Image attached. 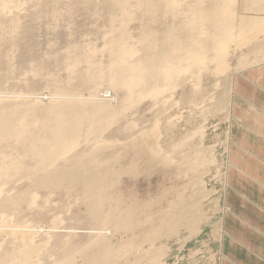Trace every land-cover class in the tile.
I'll list each match as a JSON object with an SVG mask.
<instances>
[{
  "label": "rangeland",
  "instance_id": "1",
  "mask_svg": "<svg viewBox=\"0 0 264 264\" xmlns=\"http://www.w3.org/2000/svg\"><path fill=\"white\" fill-rule=\"evenodd\" d=\"M75 1L16 0L14 6L18 3L15 7L20 4L21 7L17 9L13 6L9 15L15 12L11 16L15 15L13 18L19 21V35L25 34L22 36L24 38L20 37L24 46L29 39H39L42 32L43 35H46L47 30L49 35L53 33L50 29L54 26L52 29L55 31L58 20H64L58 23L63 26L72 23L71 26L77 24L78 28L83 29L85 25L83 30H79L85 33L87 29L91 34L93 31L102 33L108 29L114 30L118 23L123 22V30L130 40L135 39V45L136 40L138 42L140 54L137 53L136 58H140L139 62L154 56V47L148 44L150 41L146 38L149 37L146 32L149 29L148 20L144 22L139 14L125 17L123 0H84V4L82 0L80 8L85 7V10L81 12L80 9V17L78 14H67L71 11L70 7L76 4ZM154 1L148 0L146 3L144 0L145 6L141 7L140 12L144 15L149 8L151 11ZM172 1L164 0L165 5L161 2L164 7L158 13L162 17H173L170 14L171 7L173 10H177L176 6L179 11L184 10L185 0H175L179 6ZM85 2L93 3L98 8L92 5V9ZM186 2L187 7L195 3ZM43 3L47 7L44 11L49 10L44 25L43 21L39 24V21L34 20V15H38ZM108 3L114 6L113 10L107 9ZM180 3L184 4H181L182 8ZM196 3L201 4L200 0ZM215 3L211 5L215 13L209 26L215 25L216 29L213 35L207 37L208 42L214 40L217 43L198 44L203 48L206 46L205 49L211 47L206 52L215 53L212 55L214 58L196 64L195 68L191 67L192 73L190 70L184 73L178 71L175 75L177 77L180 73L178 78L173 77L165 82L163 79L158 81V77L154 79L155 83L162 81L163 85L155 84L151 77L153 82L148 88H156L155 92H152L153 89L149 92L148 89V94L130 101L123 87L103 80L99 82L101 87L98 84L100 90L93 93L80 88L75 93L77 89H74L75 92L72 91L76 98H73V92L70 95L67 93L73 99L64 95V101L58 99L61 95L57 96L48 88H42V91L34 94L42 105L67 103L69 99H72L69 103L76 105L77 101L81 107L95 102L99 106L109 107L115 116L102 131L99 130L101 134L99 131L95 134L89 124H83L81 130L84 128V131L76 148L78 150L67 157L66 163L64 160L57 164L63 168L67 166V172L61 166L55 169L54 165V170L50 169L49 175L41 174V178L39 175V180L36 175L30 174L35 178L30 177L29 173L26 175V172L37 168L34 169L37 164L35 161L23 156L26 145L15 139H7L0 144V157L3 158L1 167H7L12 161L7 167L9 169L5 167L6 173L3 170L7 179L0 177V264H247L243 255L237 252L238 245L248 249L251 254H258L253 231L264 237V197L256 199L255 194L256 189L262 190L264 194V176L254 165L257 163L264 167V132L256 130L257 127L248 118V111L257 112L264 120V0H215ZM114 4H118L120 9ZM62 5L68 8L67 12L64 7L60 8ZM162 9L167 16L162 15ZM187 9L183 14L180 12L182 16ZM55 10L59 14L63 11V16L67 14L69 18L58 16L55 21L54 16L58 14ZM85 11H88L86 14L89 13V19L85 18ZM230 17L231 28L226 30L225 25ZM30 24L29 29L36 31L34 34L32 31L34 36L25 32ZM87 24L95 25L92 27ZM45 25H49V28ZM219 25L221 28H218ZM199 29L200 26L196 30ZM199 32L203 33L202 30ZM84 33L82 35H86V38L90 36ZM211 36L216 37L214 39ZM0 38H3L2 35ZM83 38L80 41L84 45ZM100 43L98 46L104 45L103 41ZM139 44H142L141 48ZM24 46L23 51L27 52V46ZM217 46H220L219 49ZM118 47L115 46L116 51ZM200 47L197 51L201 55L205 49ZM182 49L176 47L174 52ZM176 52L175 56L181 51ZM220 52L225 56L224 59ZM66 53L60 56H66L64 59H67ZM106 55L103 54L108 58L109 54ZM4 59L9 61L0 58V66L8 64ZM177 59L180 61L179 56L176 63ZM69 62L63 63L68 65ZM178 63L180 65L182 62ZM70 69L68 73H72ZM160 87L162 89L158 90ZM35 96L32 100H36ZM21 97L15 101L21 103V99L31 100L27 95ZM18 101L16 104H19ZM14 103L10 102L12 105ZM247 133H253L257 141L251 140ZM24 158L25 163H29L27 166L23 162ZM17 160L21 166L17 165ZM15 163L25 174L20 173V167L15 168ZM23 165L26 168L23 169ZM71 165L73 171L68 169ZM10 166H14V169L11 170ZM59 171L65 175L62 176ZM241 200L245 201L247 208H242ZM260 222L263 226L261 230L256 227ZM26 235L35 237L30 242ZM245 258L249 259L248 256ZM261 259L264 261L263 257Z\"/></svg>",
  "mask_w": 264,
  "mask_h": 264
},
{
  "label": "bare ground",
  "instance_id": "2",
  "mask_svg": "<svg viewBox=\"0 0 264 264\" xmlns=\"http://www.w3.org/2000/svg\"><path fill=\"white\" fill-rule=\"evenodd\" d=\"M0 1L2 2V5L4 6V7H1L2 5L0 6V31H1V35L3 37L2 38L3 40L0 38V40H1V42H0V58H2V61H3V58H6L9 60L7 62L4 59V61L7 62L8 64L6 65V63H3V64H5V66H0V144L7 139L8 140L9 139H15L18 143L26 145L25 146L26 148L24 149L25 155H23L24 152L22 155L24 157L26 156L27 157V158L25 157L26 159L33 160V161H35V163H37L36 164L37 166L34 164L35 165V167H34V165H33L34 169L36 167L37 168L35 170H33L32 172L30 171L31 173L27 170L28 172H26V175L28 173H29L28 175H30V174L36 175V178L39 175L41 178V174L49 175L51 173L50 169H53L54 165H55L54 167L56 169L57 166L59 165L58 163H60V162L63 163L64 160L66 163L68 161L67 157L69 158L71 156L70 154L74 155V153H76V150H78L76 148H78L77 144L79 141V137L81 136L82 132L84 131V128H83V131L81 130V126H84L85 124H89L90 125L89 127L96 134L97 131L101 130L106 125V123L110 122L111 119L115 116V113L113 112V110L109 109V107H105V106L103 107V105L99 106L98 103H95V102L91 103L89 106H88V104H86L89 107L88 109H87V106H85V104L82 105L84 103L83 100H81V102H83L81 104L82 107L80 106L79 103H78L79 106L77 105V101H76V105H75V103H72V102L69 103V101H71L76 96L75 93H78V90L80 88H81V90H83L82 88H84V90L88 89L94 93L97 91V89H99L98 84L100 81L101 82L103 80L111 81L110 83H114V84H117V86H119V87H123L125 89V94L129 95L128 96L130 98L129 100L132 101L136 97L138 99V96H140V95L148 94V89H149L148 86L151 84V82L154 81L155 78L158 77V79H157L158 81H160L161 79H163L162 81H164V80H169L173 77H176L175 75H177L178 71L186 72L187 70H190V72H191V67L195 68L196 64L197 65L199 63L202 64L204 61L208 60V58L209 59L212 58L214 56L213 54H215V53L209 54V52H206V50L211 49V47L209 49H205L206 46H204L205 48L198 46V44L206 45L210 35H213L214 29H216L215 25H213L214 27L209 26L211 23V20H212V15L215 13V11H213V9L215 10V8H212V6H211V5H213V2H214V4H216L215 0H200L201 4L196 3L197 0H193V1L189 0L190 4L192 2H195L199 7H197V5L193 6L195 3L194 4L192 3L193 5H191V6L188 5V7H187V5H186L187 2L185 0L186 7H184L185 5L183 3H180V5L181 4L184 5L183 6L184 10H182V11H179L178 10L179 8H177L176 5H175L176 6L175 8L177 10H173V8L171 7L172 10L170 11V8H168L170 11V14L173 16V17H168V18L164 17V16L162 17L161 14H159V13H161L160 8L164 7V6H161V4L163 3L164 0L163 1H161V0L156 1L155 0L156 2L154 0H152V1H154L153 6H152L153 8L151 7L152 10L149 11L150 10V8H149V10H147L145 12L147 14V12L149 11L148 15H146V14L143 15L142 12H140V9H142L143 6H145L144 0H123L124 1V7H122L123 9L122 8L121 9L123 11L125 10V14H126V16L124 15L125 17L134 16V15L137 16L139 14L138 16L141 20H143V21L148 20L149 29L146 32H148L149 37H146V38L150 41L148 44H150V46L154 47V49H153L154 54L152 53L154 56L150 57V58L148 57L147 59L142 60V63H140L138 60L140 58H138V59L136 58L137 53H139V51L137 50L138 49L137 48L138 42L136 40V45H135V42H134L135 39H132V38H131V40H133V41L131 42L130 38L128 37V34H126L124 32L125 30H123L122 26H124V25H122L123 24L122 21H120V23L122 22L121 24L118 23L119 26H118V24L116 25L117 27L114 30L113 29L109 30L107 28L109 30V32H108V30H106L107 32L105 31L102 33L97 32V31L96 32L93 31L92 32L93 34H91L89 31H88L89 32L88 33L87 29L85 28L86 29L85 33L87 32L86 34L90 35L87 38H86V35L85 36L82 35V33H84V32L80 31V30L84 29L85 25H83V29L78 28L77 24L74 25V26H76L77 29L74 28V26H71V25H73L72 23H71V25H68V24H70L68 22L71 21L70 19L72 18V15H70L71 17H70V19H68L69 21L66 20V21H68L67 22L68 24H65V26L58 24L59 22L62 23L64 21L61 19L60 20L62 22L59 20L57 21L58 16H59V18L60 17L63 18L64 16L69 18V16H67V14L72 13L74 16H76L78 14V17H80L79 15H81V12L83 11V9L85 10V7L83 9L80 8L81 7L80 3L83 2V4H84V0L83 1L80 0L78 2H76L74 0L76 4H74V6L72 8L70 7V9H71V11H69L70 13L68 12L64 16H63V14H64L63 11H64V9H65V11H66V9H68L67 8L68 5L64 4L65 6H67L66 8L64 7V5H62V7H60L61 9L64 7V9L62 11L63 14H62V12L59 14L58 11H61L59 9H58V11L55 10L56 13H58L59 15L52 12V13L56 14L55 16L54 15L53 16L55 17L54 18L55 21H57L58 23H56L54 21V19L51 20L53 17H51V19L50 18L49 19L57 24V28H56L57 30L55 29V31H54V29H52L54 26L52 28L50 26V28H51L50 30L53 31V33L50 32V35L48 34L49 32L47 30L48 33L46 32V35L45 34L43 35V32H42V34L40 33V38L37 40H35L33 38L31 40L28 37V39L30 41L28 40L29 42H27V40H26L27 43L25 42L26 43L25 46H27L26 50H28L27 52H25V51H23L22 47L24 46V44L22 43V40H21V38H24L22 36H24L25 34L19 35L20 32L17 31V30H19L18 29L19 28V21H17L18 19L13 18V16L15 17V15L11 16L15 12L13 11L14 13L12 12V14L9 15V10L14 6V3L16 2V0H0ZM88 1L94 2V0H88ZM147 1L148 0H146V3H147ZM174 1H172V2L175 4L176 2H174ZM177 1H179V0H177ZM229 1L233 2V0H229ZM1 2H0V4H1ZM96 2H97V0H96ZM110 2L112 3V1H110ZM143 2H144V4H143ZM4 3L5 4L7 3L9 5L8 6L4 5ZM85 3L87 4L89 2H85ZM16 4H18V3H16ZM16 4H15V6H16ZM95 4H97V3H95ZM163 4L165 5V2ZM176 4H178V6H179V2ZM20 5H18V6H20ZM92 5H94V4L92 3ZM112 5H113V3H112ZM114 5H116V7H117L118 4H114ZM167 5H168V3H167ZM169 5H170V3H169ZM182 5L180 6L181 8H182ZM15 6H14V8L18 9V6L17 7H15ZM94 6L97 7V5H94ZM94 6H92V9ZM6 7H8V8H6ZM40 7H41L40 10L37 7L39 12H38V15H34V17H35L34 20L36 19V22L39 21V24H40V21H43V25H44V23H46V21L48 20V19L44 20V18H48V17H45L46 14H48L46 12H49V10L44 11V8H45L44 3H43V5L41 4ZM107 7H108L107 9H110V10H113L112 8H114V6H111V5L109 6V3H108ZM58 8H59V6H58ZM87 8H90V7H86V9ZM117 8H119V7H117ZM186 8H188V9L186 10V13L184 12V15L182 16L180 12H182V14H183V11H185ZM80 9H82L81 12H80ZM92 9L90 8V11ZM12 10H13V8H12ZM14 10H16V9H14ZM31 10H32V8H31ZM164 10H166V8ZM119 11H121V10H119ZM86 12H88V11H85V16H86L85 18L89 19V16L87 17V15L89 13L86 14ZM162 12L164 13L162 15H166V16L168 15V14H166L167 10H166V12H164L162 9ZM29 13H31V12H29ZM149 13H150V15H149ZM167 13H169V12H167ZM83 14H84V12H83ZM90 14H92V13L90 12ZM94 14H96V12ZM94 14H93V16H94ZM111 15H112V13L110 14V16ZM8 16H10L11 18H9ZM36 16H38L37 18L39 20H37ZM66 17H64V19H66ZM139 18H138V20H139ZM40 19H42V20H40ZM73 19H75V17ZM88 19H85V20H88ZM192 21H193V23H192ZM201 21H203V22L200 23ZM230 21H231V17L229 18V20H227V25H225L226 22L224 23V25L227 26V27H225L226 30L228 28L229 29L231 28ZM144 22L142 24H145ZM43 25H41V28ZM50 25H51V23H50ZM90 25H88V26H90ZM92 25H95V24H92ZM195 25H197V27ZM220 25H219V27L218 26H216V27L221 28ZM45 26L46 27L48 26L47 28H49V25H45ZM199 26H200L199 31L202 30L203 33H200L198 30H196L197 28H199ZM29 27H31V24L28 25V29L25 32L28 33L29 35H31L32 31H33V34H34V32H36V31H34L33 29L32 30L29 29ZM92 27H91V29L93 30L94 28H92ZM26 28H27V26H26ZM81 28H82V26H81ZM98 28H99V26H98ZM212 28H213V30H212ZM25 29H23V30H25ZM34 29H37V28L34 27ZM99 29H101V28H99ZM103 29H101V30H103ZM209 29H210V31H209ZM195 30L198 32H196ZM211 31H213V32H211ZM215 33H217V32H215ZM29 35H27V36H29ZM41 35H43V36H41ZM207 35L209 37H207ZM225 35H227V34L225 33ZM33 36H31V37H33ZM35 36H36V33H35ZM81 36L85 37L87 39L86 40L85 38H83L85 40V41H83V42H85L84 45L81 44V41H82ZM146 36H147V34H146ZM215 37H214V39H215ZM217 38L220 39V36H218ZM227 38L230 39V37H227ZM25 39H27V37H25ZM148 40H146V41L148 42ZM99 41L100 42L103 41L104 45L100 46L102 43H100ZM212 41H214V40H212ZM209 42H210V40H209ZM211 42H210V44H211ZM214 42H216V41H214ZM218 42H219V40H218ZM98 43H100L99 46H98ZM142 44H139L140 47L139 46L138 47L141 48ZM213 44L216 45L215 43H213ZM117 45L120 46V47H118V49H119L118 51L115 50V46H117ZM196 45L198 47H200V49L201 48L205 49V51L202 49L203 53L201 55L198 53L200 51H197L198 47L195 48ZM220 46H221V48L224 47L223 44H221ZM220 46H217L218 49ZM176 47H178L179 49L183 48L184 50L182 49V50H178V51H181L182 54L184 53V55H182L181 52L179 53L176 50L179 54L177 56H175L174 54L176 51L174 52V50ZM180 47H182V48H180ZM212 48H213V46H212ZM214 50H215V47H214ZM66 51H68L69 53L68 52L66 53ZM63 52H64V54H63ZM204 52H205V54H204ZM65 53L68 54L67 59H68V61H70L69 62V63H71L70 65H69V63H68V65H65L68 62V61L67 62L65 61L67 59H64V57H66V56H64V57L60 56V54L65 55ZM106 53L109 54L108 58L103 56V54L105 56H107ZM110 53H111V55H110ZM117 53H119V54H117ZM173 55L175 56L174 58L172 57ZM221 55H222V53H221ZM178 56H179L180 61L182 62L180 65L178 63V62H180L178 59H177L178 65H176L177 63L175 61L176 58H178ZM216 56H217V54H216ZM222 57H223V55H222ZM61 58L64 61H62ZM144 58H146V57H144ZM224 58H225V56L223 57V59ZM215 59H218V58H215ZM2 61L0 60L1 63H2ZM63 62H65V64ZM174 62H175V64H174ZM204 63H206V62H204ZM70 68H72V70H73L72 73L67 72V71L71 70ZM156 70L158 71V73H156ZM190 72H189V75H190ZM179 74H178V76H179ZM178 76L176 78H178ZM151 77L153 78V81L151 80ZM162 81L159 82V84H157V82L155 83V81H154V83L157 85H161V84L163 85L164 83ZM155 84H154V86H155ZM100 87H101V85H100ZM161 87L158 88V90L162 89ZM45 88L50 89L51 92L54 94H57V96L61 95L60 96L61 98H58V99H63L66 95H68L67 93H69V95H70V93L73 94L75 92L74 89H77V90L74 93L73 98H72V95L71 96L68 95L72 99H69V101L66 99L68 101L67 103L63 102L65 100V99H63V101H62L63 103H55V104L51 103L52 105H48L49 103H47V104L44 103V105H42L43 103H41L37 99V96H35L34 94L37 93L39 90L40 91L45 90ZM154 89H156V88H151L152 92L154 91ZM151 90L149 89V92ZM158 90H157V93H158ZM24 94L27 95V97L30 96L31 100L26 101L25 99H23V100H25V102H23V100L21 99V101L23 103L22 102L20 103V101L17 100L19 102V104H16L17 101H15V100L22 98L21 96L25 97ZM54 94H52V95H54ZM33 95L36 97V100H32L34 98ZM92 97H94V96H92ZM66 98H68V97H66ZM77 98H78V100H80V96ZM52 99H54V98H52ZM96 99H98V98H96ZM13 101H15L16 103H14ZM59 101H61V100H59ZM85 101L87 102V100H85ZM10 102L14 103L16 105H14V104L12 105V104H10ZM54 102H56V101H53V103ZM74 102H75V100H74ZM45 105H48V106H45ZM83 106H85L86 108ZM90 107H91V110H90ZM92 107H94V108L96 107V108L94 109ZM86 126H88V125H86ZM80 130H81V133H80ZM87 130H88V127H87ZM89 131H91V130H89ZM89 131H88V133H89L88 137H90V135H91ZM93 131H91V132H93ZM94 132H93V134H94ZM98 133L101 134L100 131ZM92 137L95 138L96 136L92 135ZM96 138L98 139V137H96ZM91 141H92V139H91ZM94 141H95V139H94ZM78 146H79V144H78ZM77 153H78V151H77ZM76 155H78V154H76ZM19 156L20 155L18 154V157ZM73 157H75V156H73ZM25 158H24L23 162L27 166L28 161H27V163H25L26 162ZM2 159L0 157V161H2ZM66 159H67V161H66ZM19 160L22 161L23 159H19ZM3 162H4V160H3ZM11 162L12 161L9 162V165L11 164ZM18 162H20V161L17 160V163ZM4 163H6V162H4ZM4 163H3V165H7ZM73 163H75V162H73ZM1 165H0V167H1ZM9 165L7 167H9ZM13 165H14V163H13ZM17 165H20V164L18 163ZM20 166H17V167H20ZM29 166H32V165H29ZM60 166H58V168ZM72 166L73 165H71V167L68 169H71ZM5 167L4 168L1 167L0 177L1 176L4 177V174L6 173V168H7V167L6 168ZM11 167L12 166H10V168ZM17 167H16V163H15V168H17ZM33 167L31 169H33ZM24 168H26V167H24V165H23V169ZM7 169H9V168H7ZM13 169H14V166L12 167L11 170H13ZM18 169L21 170V167ZM61 169L66 170L67 166H66V168H63V166H61ZM3 170L5 173L3 172ZM71 170H69V171H71ZM24 171H26V170H24ZM7 172H10V170ZM18 172H19V170H18ZM52 172H54V171H52ZM66 172H67V170H66ZM20 173H24V172L22 171ZM59 173H61V171H59ZM74 173H76V172H74ZM74 173H72V174H74ZM7 174H9V173H7ZM61 174H62V176L65 175L63 173H61ZM81 175H79V176L83 177V174H81ZM72 176L73 175H71V177ZM30 177H32V176L30 175ZM68 177H70V176H68ZM4 178L7 179V176ZM32 178H35V177H32ZM32 178H29V179L32 180ZM40 178L38 177V180ZM70 179H72V178H70ZM3 180H5V179H3ZM76 181H78V180H76ZM79 181H80V179H79ZM94 182L97 183L96 181H94ZM26 237H27V239H29V240L26 239L27 241H30L32 238L31 235H26ZM30 245H32V244H30Z\"/></svg>",
  "mask_w": 264,
  "mask_h": 264
},
{
  "label": "crops",
  "instance_id": "3",
  "mask_svg": "<svg viewBox=\"0 0 264 264\" xmlns=\"http://www.w3.org/2000/svg\"><path fill=\"white\" fill-rule=\"evenodd\" d=\"M247 88L249 90V86L247 85ZM250 115L246 114V116L248 115L249 119H251V123L253 125H255L257 128L256 130L257 131H260V132H264V120H263V117L259 116L257 112H252L251 110L248 111ZM247 136L249 137L250 136V139L253 140V141H257L256 137L253 135V133H247ZM241 157V156H240ZM244 158V157H242ZM246 159V158H244ZM255 168L259 171L260 175L261 176H264V167L259 165V164H255L254 165ZM256 194H255V197L256 199H258L259 197H264V194L262 192V190H259V189H256ZM241 205H242V208H247V204L245 203V201L241 200ZM255 209H258V208H255ZM259 212L260 209H258ZM259 230H261L263 228V226L261 225V222L259 223V225L256 226ZM262 233V232H261ZM253 241L255 242L256 246H257V252L258 254H251L249 252L248 249H246L245 247L241 246V245H238V253L243 255L244 257V260L245 262H247V264H264L263 260L261 259L262 257L264 258V237L257 231H253ZM236 252V253H237ZM246 256L249 257V259L246 260ZM228 264H230L228 262Z\"/></svg>",
  "mask_w": 264,
  "mask_h": 264
}]
</instances>
